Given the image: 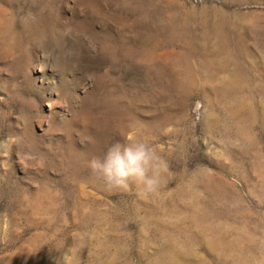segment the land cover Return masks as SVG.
<instances>
[{
  "label": "rangeland",
  "instance_id": "rangeland-1",
  "mask_svg": "<svg viewBox=\"0 0 264 264\" xmlns=\"http://www.w3.org/2000/svg\"><path fill=\"white\" fill-rule=\"evenodd\" d=\"M0 264H264V0H0Z\"/></svg>",
  "mask_w": 264,
  "mask_h": 264
},
{
  "label": "clouds",
  "instance_id": "clouds-1",
  "mask_svg": "<svg viewBox=\"0 0 264 264\" xmlns=\"http://www.w3.org/2000/svg\"><path fill=\"white\" fill-rule=\"evenodd\" d=\"M87 167L106 185L128 188L135 184L144 193H155L168 164L148 143L129 136L109 145L102 155L93 156Z\"/></svg>",
  "mask_w": 264,
  "mask_h": 264
}]
</instances>
